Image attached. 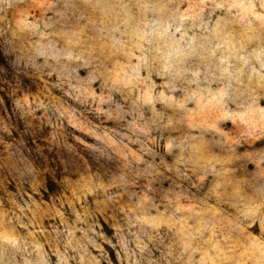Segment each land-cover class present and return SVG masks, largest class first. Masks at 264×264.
Segmentation results:
<instances>
[{"label": "clouds", "instance_id": "9594fccd", "mask_svg": "<svg viewBox=\"0 0 264 264\" xmlns=\"http://www.w3.org/2000/svg\"><path fill=\"white\" fill-rule=\"evenodd\" d=\"M0 264H264V0H0Z\"/></svg>", "mask_w": 264, "mask_h": 264}, {"label": "rangeland", "instance_id": "374dc122", "mask_svg": "<svg viewBox=\"0 0 264 264\" xmlns=\"http://www.w3.org/2000/svg\"><path fill=\"white\" fill-rule=\"evenodd\" d=\"M101 224L103 225V221H101ZM105 230H107V229H105Z\"/></svg>", "mask_w": 264, "mask_h": 264}]
</instances>
